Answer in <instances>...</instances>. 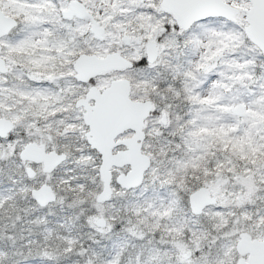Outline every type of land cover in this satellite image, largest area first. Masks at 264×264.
Returning <instances> with one entry per match:
<instances>
[{
    "label": "snow or ice",
    "instance_id": "6c2138e0",
    "mask_svg": "<svg viewBox=\"0 0 264 264\" xmlns=\"http://www.w3.org/2000/svg\"><path fill=\"white\" fill-rule=\"evenodd\" d=\"M0 264H264V0H0Z\"/></svg>",
    "mask_w": 264,
    "mask_h": 264
}]
</instances>
